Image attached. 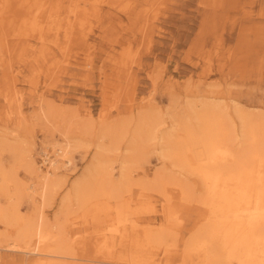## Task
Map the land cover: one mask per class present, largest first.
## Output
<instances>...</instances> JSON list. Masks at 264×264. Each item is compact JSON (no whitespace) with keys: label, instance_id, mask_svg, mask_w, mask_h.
<instances>
[{"label":"rangeland","instance_id":"1","mask_svg":"<svg viewBox=\"0 0 264 264\" xmlns=\"http://www.w3.org/2000/svg\"><path fill=\"white\" fill-rule=\"evenodd\" d=\"M125 1L105 0L93 15L86 0H0V168L15 173L22 187H38L37 169L42 173L49 165L42 145L52 138L40 105L54 108L61 120L60 115L77 123L87 120L94 128L92 135L79 134L83 142L74 165L56 174V193L43 209L33 206L39 196L33 201L23 195L17 202L20 219L0 224V264H33L34 256L6 247L24 219L35 220L41 212L49 225L63 228L61 240L74 255L72 264H129L130 255L141 264H208L195 245L188 246L211 214L194 173L191 152L200 145L185 151L180 166L160 155L157 132L153 139L136 141L130 180L120 197L70 199L63 205L61 198L93 153L100 113L120 125V156L139 112H146L150 122L158 117L161 128L177 120V141L184 137L180 115L187 101L199 105L212 99L228 106L234 101L262 114L264 121V0H129L128 9ZM24 10L33 12L32 24ZM69 20L72 33L66 28ZM235 139L226 147L243 152L245 143ZM17 152L26 155L22 163L33 159V168L16 163ZM105 155L111 161L116 153ZM111 163L115 178L118 164ZM0 207L9 210L1 192ZM159 227L166 230L162 242L145 245L144 232ZM215 264H229L225 252L217 253Z\"/></svg>","mask_w":264,"mask_h":264},{"label":"bare ground","instance_id":"2","mask_svg":"<svg viewBox=\"0 0 264 264\" xmlns=\"http://www.w3.org/2000/svg\"><path fill=\"white\" fill-rule=\"evenodd\" d=\"M86 1L89 2L90 9H93V15H97L100 4H106L105 0ZM125 2H123V8L128 9L127 4L130 2L129 0ZM23 12L29 24H32L33 12L25 10ZM66 25L68 33H72L70 29L73 24L70 20ZM44 27L42 26L43 29ZM50 28L49 25L47 29ZM68 39L71 40V36L68 35ZM68 47L70 46L66 45V49ZM229 100L232 101L231 98ZM221 102L212 99L200 100L199 105L195 101L185 102V111L183 110L184 112L180 115L185 117L180 123V130L184 133V137L180 141L173 138L177 120L175 124L161 128L160 126L164 124L162 120L156 117L150 122L148 114L139 110L134 119L132 140L123 150L122 156L119 155V144L122 138L120 125L118 122L115 124L106 122L103 115L107 112L100 113L102 118L98 124L99 131H95L93 153L80 174L73 178L69 191L62 196V205L70 199L84 203L93 197H108L107 199L120 197L122 189L130 180L129 156L131 154L134 156L136 141L141 143L153 139L158 132V138L162 143L160 155L173 159V162H177L180 166H184L185 151L194 144L201 147L199 151L191 153L196 161L194 173L205 191L202 203L208 211H211V214L206 219L207 224L193 233L188 246L195 245V250L204 255L205 262L208 264H215L218 252L226 253L229 264H264L263 117L262 114L248 110L237 102L232 101V105L229 104V106ZM37 110L44 124L50 128L49 136H52L42 145L46 155L43 162L48 160L49 165L42 173L37 169L39 178L37 188L31 184L22 187L15 173L12 174L0 168V192L8 200L9 206V210L0 207V224L11 225L16 219H20L17 216V202L23 195L33 201L36 199L35 194L39 196L38 203L33 206L38 211L43 209V204L53 197V193H56V182H59L56 174L61 169L65 170L74 165L73 156L83 142L79 134H94L92 120V124L87 120L77 123V120L74 122L66 119L63 114L64 117L60 115L63 119L61 120L57 111L50 106L40 105ZM74 116L76 118V115ZM131 119L128 122L132 123ZM54 130L58 132V138H53ZM235 137L241 143H245L246 149L243 152L238 150L234 153L226 147V144L236 140ZM47 148L50 151H46ZM108 151L116 153L111 161L105 158ZM22 153L17 152L16 163L20 162L30 170L33 168V159L29 157L22 163V160H25L22 159L25 154L21 157ZM112 161L118 164V175L115 178ZM153 181L157 183L158 178L155 176ZM138 183L146 188L145 181L139 180ZM9 184L16 186V190L11 191ZM165 211L168 215V207H165ZM41 213L37 214L35 220L24 219L14 238L8 240L6 250L22 251L34 256L33 264H56L55 261L58 258H71L67 264H72L74 255L65 247L66 244L62 238L63 228L49 225ZM115 213L116 216L120 215L117 207ZM53 228L54 231L59 232H52ZM165 232L166 230L162 227L146 230L145 245L151 242L161 243ZM217 238H220V245L215 244ZM126 261L129 264L143 263L135 260L131 255L126 258Z\"/></svg>","mask_w":264,"mask_h":264}]
</instances>
